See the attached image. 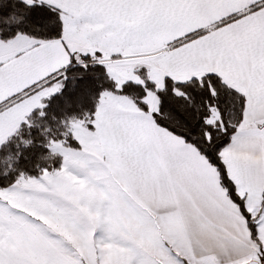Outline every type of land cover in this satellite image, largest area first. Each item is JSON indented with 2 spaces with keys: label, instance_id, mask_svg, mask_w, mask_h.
<instances>
[{
  "label": "snow or ice",
  "instance_id": "6c2138e0",
  "mask_svg": "<svg viewBox=\"0 0 264 264\" xmlns=\"http://www.w3.org/2000/svg\"><path fill=\"white\" fill-rule=\"evenodd\" d=\"M0 264H264V0H0Z\"/></svg>",
  "mask_w": 264,
  "mask_h": 264
}]
</instances>
